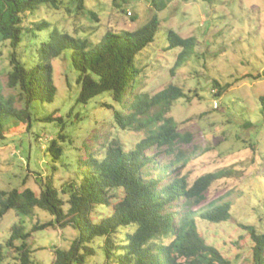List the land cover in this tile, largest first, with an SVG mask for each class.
<instances>
[{
  "label": "trees",
  "instance_id": "1",
  "mask_svg": "<svg viewBox=\"0 0 264 264\" xmlns=\"http://www.w3.org/2000/svg\"><path fill=\"white\" fill-rule=\"evenodd\" d=\"M149 1L151 14L142 25L122 31L107 28L99 39L91 41L89 33H80L79 26L69 32L45 17L28 20L29 13L46 7L67 16L87 11L98 21L85 0H0V56L6 62V85L14 91L5 96L0 87V141L8 135L30 134L37 122L56 121L61 132L49 140L46 152L53 162L63 154L58 142L66 139L63 117L39 115L38 110L56 96L52 66L56 58L69 60L78 87L76 104L106 93L114 104L102 105L111 109L116 128L144 132L131 148L113 138L107 145L86 152L77 159L76 173L58 184L53 166L50 173L36 178L38 192L29 187L0 189V218L9 210L22 216L41 210L50 216L44 222H34L28 230L21 220L13 223L0 241V264H40L32 258L29 238L55 225L71 226L77 235L67 248H54L51 264H86L97 248L101 249L103 264H230L206 242L199 225L203 221L228 222L246 231L251 247L250 258L243 264H264V230L237 219L229 201L213 202L197 211L190 209L203 200L206 189L225 176V171L204 173L189 185L184 175L177 174L189 161L184 153H174L162 164L145 153L153 148L168 154L175 151L182 136L169 112L173 102L186 97L175 83L151 94L134 93L140 73L136 56L153 42L159 27L155 12L166 6L165 0ZM112 3L125 13V1ZM167 40L168 48H181L169 68L173 73L186 61L195 40L172 29L167 31ZM3 48H7L6 54ZM261 75L264 70L246 76ZM213 86L215 95L220 96L229 84L214 81ZM127 95H131L128 100ZM257 103L264 113V94L257 97ZM35 136L40 137L38 133ZM163 180L168 181L160 185ZM180 199L176 214L170 207ZM103 208L106 212L98 214ZM96 239L101 241L93 246Z\"/></svg>",
  "mask_w": 264,
  "mask_h": 264
},
{
  "label": "rangeland",
  "instance_id": "2",
  "mask_svg": "<svg viewBox=\"0 0 264 264\" xmlns=\"http://www.w3.org/2000/svg\"><path fill=\"white\" fill-rule=\"evenodd\" d=\"M123 3L125 13L112 0H85L94 11V21L87 11L64 13L40 7L29 13V21L43 17L69 32L76 26L91 41L99 39L107 29L133 30L150 16L149 0H115ZM166 6L154 11L159 27L151 44L138 54L135 65L140 70L139 84L134 93H153L169 83L180 86L186 97L173 102L169 115L177 123L182 138L173 153L146 150L158 163L167 162L174 153H184L189 161L178 171L190 185L198 176L216 170L226 175L215 180L204 192L199 204L191 210L205 208L213 202L229 201L233 215L264 230V113L257 97L264 94V75L246 76L264 70V0H165ZM83 28V30H81ZM85 29V31H84ZM182 37L192 36L195 45L186 61L169 73L180 47L168 48L167 31ZM4 54L7 48H3ZM53 80L57 88L52 103L39 107V115L62 116L66 139L61 143L63 154L54 160L46 152L52 138L61 132L60 125L37 122L30 134L8 135L0 141V189L29 187L36 192L39 174L50 173L58 184L77 171V159L86 152L105 146L113 138L131 148L144 135L143 131L121 130L112 120L111 109L102 104H114L108 94L101 93L85 104L75 103L78 92L75 74L69 60H52ZM6 62L0 56V87L5 96L14 91L6 85ZM214 81L229 86L216 96ZM131 95L126 96L128 100ZM68 113V116H66ZM38 133L40 137L35 136ZM260 180V184L258 179ZM168 180H163V185ZM182 200L170 208L179 214ZM100 209L98 214H104ZM96 214L94 217H97ZM50 218L45 211L35 210L29 216L9 210L0 218V241L8 235L13 223L21 220L26 230L34 222ZM200 229L208 244L219 250L230 264H243L250 258L251 241L236 224H211L203 221ZM77 232L71 226L55 225L32 233L29 243L32 258L40 264H51L55 247L67 248ZM101 241L96 239L92 244ZM3 264H15L6 261ZM86 264H103L101 249Z\"/></svg>",
  "mask_w": 264,
  "mask_h": 264
}]
</instances>
